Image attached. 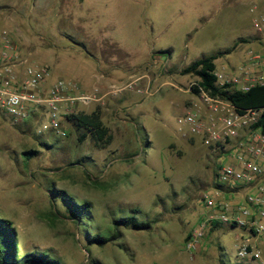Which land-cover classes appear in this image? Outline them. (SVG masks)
I'll return each mask as SVG.
<instances>
[{
	"label": "rangeland",
	"instance_id": "rangeland-1",
	"mask_svg": "<svg viewBox=\"0 0 264 264\" xmlns=\"http://www.w3.org/2000/svg\"><path fill=\"white\" fill-rule=\"evenodd\" d=\"M263 1L0 0V25L16 29L29 63L48 64L54 79L86 91L121 89L87 109L100 110L112 135L104 148L89 135L80 140L83 129L72 121L64 120L66 137L36 134L34 124L0 112V217L15 227L17 256L37 250L64 264H264V235L251 240L260 257L243 260L236 237L247 233L228 225L208 230L198 250L185 249L204 216L201 195L218 156L177 122L197 100L189 90L197 78L181 69L235 40L236 49L215 60L222 73H237L248 50L264 54V28L252 22ZM27 150L37 153L27 159ZM53 188L91 203L81 222L66 217ZM132 214L151 227H121L119 239L89 243L110 235L114 218Z\"/></svg>",
	"mask_w": 264,
	"mask_h": 264
},
{
	"label": "built area",
	"instance_id": "built-area-1",
	"mask_svg": "<svg viewBox=\"0 0 264 264\" xmlns=\"http://www.w3.org/2000/svg\"><path fill=\"white\" fill-rule=\"evenodd\" d=\"M260 7V15L252 21L258 31L264 28V1ZM16 34L15 28L0 25V112L11 122L34 124L36 134L53 132L66 137V115L87 111L93 103L121 90L113 87L102 93L95 85L86 91L77 82L61 77L49 83L51 67L29 63L20 53ZM213 74L218 86L228 84L246 91L263 85L264 54L248 50L237 73L215 69ZM127 86L132 87V82ZM193 86L197 92L192 91ZM190 89L197 100L177 122L216 153L218 162L211 187L201 195L204 216L185 237L184 247L196 251L208 230L228 225L247 233L236 237V256L254 261L260 250L251 240L264 235V133L254 125L264 107L239 112L229 99L212 95L197 80L190 83Z\"/></svg>",
	"mask_w": 264,
	"mask_h": 264
},
{
	"label": "trees",
	"instance_id": "trees-1",
	"mask_svg": "<svg viewBox=\"0 0 264 264\" xmlns=\"http://www.w3.org/2000/svg\"><path fill=\"white\" fill-rule=\"evenodd\" d=\"M239 41L243 40L240 38ZM237 45L238 41H235L232 45L220 49L211 55L196 59L181 69V74L194 75L197 78L198 85L209 90L212 95H219L229 99L239 112L248 108L264 107V84L252 86L246 91L231 88L228 84L224 86L216 84V77L213 74L216 69L215 60L231 53L236 49ZM192 91L197 92V87L193 86ZM66 119L72 121L78 128L83 129L80 140L89 135L95 145L104 148L112 139V135L101 119L99 109H94L90 112L80 110L66 115ZM254 126L264 133V110ZM42 144L49 146L44 142ZM36 153L37 151L35 150L24 152L27 159ZM50 195L52 199H59L60 204L66 208V217L76 223L81 222L90 211L91 203L89 201H77L65 190L53 188L50 189ZM132 211L137 212L138 209L133 208ZM112 222L115 230L110 235L94 234L88 237L89 243L95 242L103 245L109 241H115L121 237V227L128 229H149L151 227L149 221L140 220L133 214L114 218ZM217 227L221 226L218 225ZM230 227L233 228V226ZM214 229L215 227H212L210 231ZM17 244V233L13 223L9 219L0 217V264H64L58 258L51 256L45 251L34 250L17 256ZM220 264H225V262L220 259Z\"/></svg>",
	"mask_w": 264,
	"mask_h": 264
},
{
	"label": "crops",
	"instance_id": "crops-1",
	"mask_svg": "<svg viewBox=\"0 0 264 264\" xmlns=\"http://www.w3.org/2000/svg\"><path fill=\"white\" fill-rule=\"evenodd\" d=\"M253 5H255V4H253ZM235 41H237V40H235ZM234 41V42H235ZM54 80V77H52L51 76V78H50V80L48 81L49 83L50 82H52ZM106 80H107V77L105 76V75H103V74H100L99 76H98V83H100V84H105V82H106ZM100 88H103L102 86H99Z\"/></svg>",
	"mask_w": 264,
	"mask_h": 264
}]
</instances>
